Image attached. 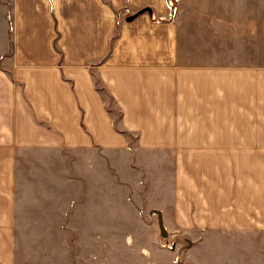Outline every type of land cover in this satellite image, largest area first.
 <instances>
[{"label":"crops","instance_id":"0c3cea01","mask_svg":"<svg viewBox=\"0 0 264 264\" xmlns=\"http://www.w3.org/2000/svg\"><path fill=\"white\" fill-rule=\"evenodd\" d=\"M49 2L0 0V264L99 235L116 170L175 239L155 264H264V0H131L127 64L96 66L99 4Z\"/></svg>","mask_w":264,"mask_h":264},{"label":"rangeland","instance_id":"374dc122","mask_svg":"<svg viewBox=\"0 0 264 264\" xmlns=\"http://www.w3.org/2000/svg\"><path fill=\"white\" fill-rule=\"evenodd\" d=\"M51 10L55 0H49ZM59 1V0H57ZM77 0H68L69 5H74ZM80 1V0H79ZM93 3L99 4V38L96 41V48L93 52L99 53V57L94 59H85L91 65L96 66L107 61H111L115 65L127 64V18H130L135 13L131 9V0H93ZM167 13H173L172 6L178 0H161ZM134 5V4H133ZM71 10V9H70ZM76 11V9H75ZM165 11V10H164ZM74 16V11H71ZM79 15V11L76 12ZM70 17V15H69ZM167 18V14L164 15ZM79 26H68L67 40L63 44V49L69 52L82 53L80 43L76 41ZM59 35V32L57 31ZM86 37V33L85 36ZM42 38V35L39 36ZM60 47V43H55ZM42 41L31 42L32 49L28 52L29 55L46 54L42 50ZM91 44L86 47L84 53L92 52ZM62 48V46H61ZM90 48V49H89ZM114 55V57H112ZM36 57V56H33ZM70 62H80V59L69 58ZM264 59L261 58V65L264 64ZM97 83V81H96ZM99 87V84H97ZM105 102L114 116L118 112L113 108V104L107 96H104ZM119 155H113L112 162H121ZM114 181L116 184L103 185V194H107L109 202H101L106 210H109L107 215L101 210L99 217L100 233L99 235L86 234H68L65 236L64 245L60 248L58 235H53L52 252L43 256V251L35 250L36 256L27 258L25 252L19 251V264H92L91 255L99 258V263L94 260L95 264H155L157 260L169 262L172 259V254H168L175 247V239L172 236L163 239L160 236L159 230L153 228L150 218L147 217V212L141 206L139 194L135 195V203L139 207L132 208L127 203V174H123L122 170L115 171ZM126 180V181H125ZM124 184V185H123ZM123 185V186H122ZM124 195V198H123ZM104 198L106 197L103 196ZM125 199V201H124ZM129 200V199H128ZM135 210V211H133ZM140 212L141 219L135 216V212ZM134 213V214H132ZM177 240V238H176ZM33 254L34 252L31 251ZM168 252V253H167ZM25 259L29 260L28 263Z\"/></svg>","mask_w":264,"mask_h":264},{"label":"water","instance_id":"95a60500","mask_svg":"<svg viewBox=\"0 0 264 264\" xmlns=\"http://www.w3.org/2000/svg\"><path fill=\"white\" fill-rule=\"evenodd\" d=\"M144 13H150V10L146 9V10H141L139 11L138 13H136L135 15H133L132 17L130 18H127V22H131L133 21L135 18H137L138 16L144 14ZM158 229H159V233H160V236L163 238V239H166L167 238V234L164 230V227H163V224L161 222V220L159 219L158 221Z\"/></svg>","mask_w":264,"mask_h":264}]
</instances>
